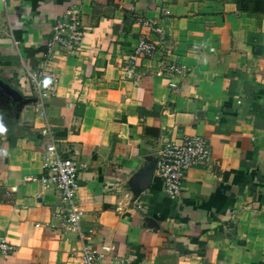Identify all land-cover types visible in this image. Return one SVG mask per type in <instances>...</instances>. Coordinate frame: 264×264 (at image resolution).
I'll list each match as a JSON object with an SVG mask.
<instances>
[{
    "label": "crops",
    "instance_id": "crops-1",
    "mask_svg": "<svg viewBox=\"0 0 264 264\" xmlns=\"http://www.w3.org/2000/svg\"><path fill=\"white\" fill-rule=\"evenodd\" d=\"M71 6L83 44L53 50L41 103L27 72ZM141 34L184 71L143 59L129 75ZM46 124L80 161L81 229L55 185L28 180L45 170ZM189 135L212 159L172 200L159 151ZM0 237L14 246L0 264H83L85 246L96 264H264V0H0Z\"/></svg>",
    "mask_w": 264,
    "mask_h": 264
},
{
    "label": "built area",
    "instance_id": "built-area-1",
    "mask_svg": "<svg viewBox=\"0 0 264 264\" xmlns=\"http://www.w3.org/2000/svg\"><path fill=\"white\" fill-rule=\"evenodd\" d=\"M137 22L145 28L162 32V28L154 19L138 17ZM84 37L85 29L81 10L71 6L57 18L46 50L42 53L37 67L27 72L31 82L32 96L41 103L46 96L55 93L59 82V76L52 68L53 50L56 47H62L71 52H78ZM143 59L152 61L158 59L160 71L167 74H179L185 69V66L170 59L160 44L141 34L132 49V54L128 57L127 73L135 74L137 65ZM40 133L47 140L45 170L40 175L29 176L28 180L55 185L61 194V212L64 214L66 225L81 229L84 209L77 200L80 161L75 155H65L49 124H46ZM212 152L210 140L202 135L185 136L180 142L166 144L160 149L155 171L163 180L164 190L169 198L177 200L182 196L188 172L195 167H208ZM93 232L92 228L88 230V234L83 235L89 239ZM13 251L14 246L0 237V254H10ZM97 260V252L85 246L82 255L83 264H96Z\"/></svg>",
    "mask_w": 264,
    "mask_h": 264
}]
</instances>
